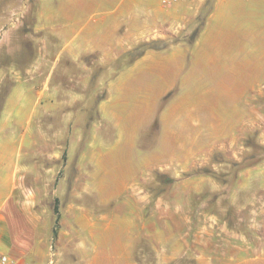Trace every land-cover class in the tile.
Returning <instances> with one entry per match:
<instances>
[{
    "label": "crops",
    "instance_id": "obj_1",
    "mask_svg": "<svg viewBox=\"0 0 264 264\" xmlns=\"http://www.w3.org/2000/svg\"><path fill=\"white\" fill-rule=\"evenodd\" d=\"M181 9L177 18L183 23L199 10L193 4L166 9L161 0H0L4 33L0 53L4 48L8 55L14 51L21 57L36 50L38 73L50 53H56V59L65 53L72 61L69 66H78L90 82L97 66L108 69L140 43L164 38L161 27ZM100 11L116 17L91 21L90 16ZM158 56L168 64L163 68L151 64L149 69L168 71L162 73L157 92L154 86L147 87L152 91L153 115L158 113V101L173 95L158 120L152 117L143 124L139 120L138 130L147 129L146 122L156 123L157 131L149 132L163 141L157 153L170 159L179 155V161L182 155L186 162L185 156L197 153L203 139L234 136L235 126L230 124L235 117L250 125L252 71H264V0H215L195 42L147 51L130 64L133 68ZM186 69L192 70L185 80L190 88L179 92L176 79ZM192 76L198 85L191 90ZM111 93L112 83L99 105L100 128L110 112L114 127L127 131L121 117L109 111ZM84 101L79 95L72 103ZM54 107L51 96L42 112L50 126L45 129L38 120L29 137L12 135L15 121L8 119L2 126L0 255L14 264H264V209L253 213L250 235L239 237L222 229L226 237L211 250L210 258L204 259L197 240L193 250L187 249L185 240L156 245L149 198L130 193L131 187L144 186L155 169L154 142L135 156L132 148L140 140L136 131L129 142L116 140L114 148L103 151L98 146L107 142L98 125L75 162L74 139L52 120ZM110 187L123 189L113 196L105 193Z\"/></svg>",
    "mask_w": 264,
    "mask_h": 264
},
{
    "label": "rangeland",
    "instance_id": "obj_2",
    "mask_svg": "<svg viewBox=\"0 0 264 264\" xmlns=\"http://www.w3.org/2000/svg\"><path fill=\"white\" fill-rule=\"evenodd\" d=\"M214 2L215 0H184L165 7L172 9L175 6L193 4L199 10L187 23L177 18L182 9L178 14L173 13L171 21L161 27L164 38L140 43L124 54L122 59L111 62L112 67L106 69L95 64L97 67L92 70L90 82L78 66H69L72 61L65 53L58 59L56 53H50L39 68V73L36 67L40 60H37L36 50L21 57L15 56L14 51L8 55L4 48L0 53V143L3 141L1 129L8 119L11 123L16 122L11 133L17 139L22 135L29 137L38 120L48 129L50 123L47 118L42 117V112L48 98L52 96L55 101L52 120L59 123L60 129L64 126L66 133L74 139V157L71 158L76 162L87 146L88 135L98 125L100 128L99 105L108 96L109 84L112 83L113 104L110 103L109 111L113 109L112 112L121 117V124L127 131L115 128L113 115L108 112L105 120H102L103 128L99 130L100 137L107 143L103 145L101 142L97 145L98 148L103 151L114 148L116 140L120 139L125 144L126 139L128 142L133 139L132 134L136 131L140 140L132 148L135 156L145 153L146 145L154 142L155 169L149 174L144 186L131 187L130 193L148 196V210L150 212L153 209L155 216L156 245L169 243L173 246L185 240L187 249L193 250L195 241H201L204 259L210 258L211 250L218 246L221 238L226 237V231L223 232L222 229H229V232H234L239 237L250 235V226L254 221L252 218L255 216L253 213L264 209V71H252L250 125L238 122L241 117H233L234 122L230 125L235 126L236 131L232 133L234 136L203 139L201 149H197L195 154H187L184 162L182 155L179 161V155H173L170 159L157 153V146L163 141L161 138H154L149 132V128L153 133L157 131L156 123L153 125L146 122L147 129L138 130L139 120L140 124L152 117L158 120L164 105L173 95L169 94L159 100V106L156 107L158 113L153 115L150 105L152 91L148 92L147 87L154 86L157 92L159 81L165 77L162 73H167L168 70L154 71L149 68L151 64L163 68L168 60L158 56L154 61L150 60L151 62L133 68L130 63L150 50H164L181 42H195L214 9ZM90 17L91 21L104 17L112 21L116 16L113 12L100 11ZM160 23L163 24L162 18ZM3 35L4 33L1 42ZM191 72L192 70H183L177 77L176 88L179 92L190 88V83L185 80ZM192 78L191 87L198 85L197 80L193 76ZM42 87L45 89L40 97ZM79 95L84 97V103L73 105L74 97ZM18 101L23 103L19 104ZM219 134L226 135L221 131ZM122 189L110 187L106 188L105 193L114 196ZM55 260L53 257L52 261Z\"/></svg>",
    "mask_w": 264,
    "mask_h": 264
},
{
    "label": "built area",
    "instance_id": "obj_3",
    "mask_svg": "<svg viewBox=\"0 0 264 264\" xmlns=\"http://www.w3.org/2000/svg\"><path fill=\"white\" fill-rule=\"evenodd\" d=\"M184 0H161V4L164 7H171ZM0 264H14V262L6 255H0Z\"/></svg>",
    "mask_w": 264,
    "mask_h": 264
}]
</instances>
